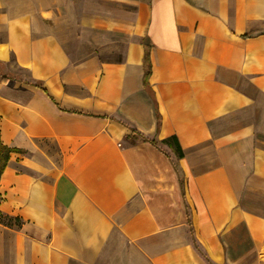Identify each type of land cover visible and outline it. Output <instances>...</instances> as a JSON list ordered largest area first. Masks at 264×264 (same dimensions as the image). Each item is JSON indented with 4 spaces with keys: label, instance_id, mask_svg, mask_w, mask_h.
<instances>
[{
    "label": "crops",
    "instance_id": "obj_1",
    "mask_svg": "<svg viewBox=\"0 0 264 264\" xmlns=\"http://www.w3.org/2000/svg\"><path fill=\"white\" fill-rule=\"evenodd\" d=\"M258 109L264 0H0V264H264Z\"/></svg>",
    "mask_w": 264,
    "mask_h": 264
},
{
    "label": "trees",
    "instance_id": "obj_2",
    "mask_svg": "<svg viewBox=\"0 0 264 264\" xmlns=\"http://www.w3.org/2000/svg\"><path fill=\"white\" fill-rule=\"evenodd\" d=\"M149 51H150L149 47L146 46L145 50H144V57H143V69H144L143 87L150 94L151 98L154 101V95H153V92L151 91L150 86H149V78L151 75V63H150ZM6 78L7 77L2 76L1 80H5ZM154 103H155V101H154ZM159 123H160V117H159V114L157 113V126H159ZM128 138L132 139L131 136H129ZM132 141H134V142H136V141L149 142L150 144H152L154 146H157L159 144L167 145L174 150V152L176 153L178 158H182V156H183L182 150H181V148L178 144V141L176 140L175 137H169V138L163 139L161 141H157V140L149 141V140L143 138L142 136H138V138L132 139ZM12 151H13L12 149H9L5 145H3L0 141V176L2 175V173L4 172V170L6 168L7 162L9 160V155ZM18 152H21V151H18ZM186 214H187V218H188V224H190V222H189V216L190 215H189V213H186ZM0 220H8L9 221L11 219L3 216L2 213L0 212ZM0 223H1V221H0ZM16 223H18V220H16ZM5 226H8V225H5ZM191 242H192L193 247L198 252H200L199 247L193 238L191 239Z\"/></svg>",
    "mask_w": 264,
    "mask_h": 264
},
{
    "label": "rangeland",
    "instance_id": "obj_3",
    "mask_svg": "<svg viewBox=\"0 0 264 264\" xmlns=\"http://www.w3.org/2000/svg\"><path fill=\"white\" fill-rule=\"evenodd\" d=\"M14 71H15V76L14 77H16V79H19L22 82H29V81L31 82V78H30L29 74L26 71H24L22 69H18V68L17 69L15 68ZM261 112H264V111L258 109L256 111V113L253 114V119H254V121H256L255 125H256V127L258 129V136L259 137L262 136V138H264V122H262V117H264V113L261 114ZM244 118H245V114L244 113H241L240 115L238 114L237 122H239V123H241L243 125ZM0 221H1V223L3 225L5 224V225H8V226H11V224H12L11 220H9V221L8 220H0Z\"/></svg>",
    "mask_w": 264,
    "mask_h": 264
}]
</instances>
